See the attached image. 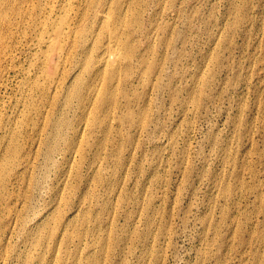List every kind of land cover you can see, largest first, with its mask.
I'll return each instance as SVG.
<instances>
[{
	"label": "rangeland",
	"instance_id": "obj_1",
	"mask_svg": "<svg viewBox=\"0 0 264 264\" xmlns=\"http://www.w3.org/2000/svg\"><path fill=\"white\" fill-rule=\"evenodd\" d=\"M93 1L60 0L89 22ZM119 8L131 58L105 102L58 88L25 110L29 55L3 81L0 264H264V0Z\"/></svg>",
	"mask_w": 264,
	"mask_h": 264
},
{
	"label": "bare ground",
	"instance_id": "obj_2",
	"mask_svg": "<svg viewBox=\"0 0 264 264\" xmlns=\"http://www.w3.org/2000/svg\"><path fill=\"white\" fill-rule=\"evenodd\" d=\"M97 1H93L90 8L94 16L89 22L85 20V9L71 16L70 7L60 0H0V89L10 70H24L17 62L23 55H29L31 66L39 70L40 76L35 75L31 83L27 80L31 93L25 110L35 106L34 92L44 95L58 88L65 92L68 103L74 97L86 98L89 103L96 99L105 102L109 98L107 88L112 83L113 71L131 58V44L120 31L125 22L118 14L122 0H114L112 11L97 8L100 0ZM95 16L105 20L106 35L94 33ZM94 64L96 69H93ZM77 70H93L95 76H103L104 88L95 85L94 76L88 79L84 74L76 75ZM13 137L14 134L10 139ZM52 149L49 147L47 156H51ZM6 152L15 158L21 154L14 144ZM8 163L0 161V172L6 171Z\"/></svg>",
	"mask_w": 264,
	"mask_h": 264
}]
</instances>
